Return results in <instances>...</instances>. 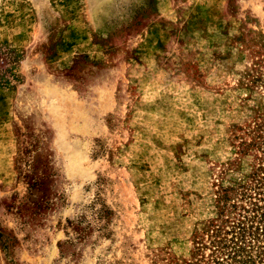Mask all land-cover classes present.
Masks as SVG:
<instances>
[{
    "label": "rangeland",
    "instance_id": "rangeland-1",
    "mask_svg": "<svg viewBox=\"0 0 264 264\" xmlns=\"http://www.w3.org/2000/svg\"><path fill=\"white\" fill-rule=\"evenodd\" d=\"M0 55V264H264V0H0Z\"/></svg>",
    "mask_w": 264,
    "mask_h": 264
},
{
    "label": "trees",
    "instance_id": "trees-1",
    "mask_svg": "<svg viewBox=\"0 0 264 264\" xmlns=\"http://www.w3.org/2000/svg\"><path fill=\"white\" fill-rule=\"evenodd\" d=\"M0 59H1V55H0ZM110 213H111V210H109L108 208H106L105 205H103V207L101 208V214L107 217Z\"/></svg>",
    "mask_w": 264,
    "mask_h": 264
}]
</instances>
